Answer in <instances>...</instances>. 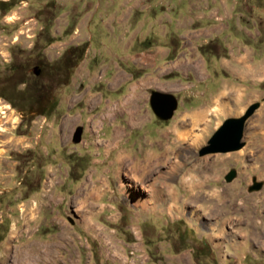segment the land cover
Here are the masks:
<instances>
[{
  "label": "rangeland",
  "instance_id": "1",
  "mask_svg": "<svg viewBox=\"0 0 264 264\" xmlns=\"http://www.w3.org/2000/svg\"><path fill=\"white\" fill-rule=\"evenodd\" d=\"M10 1L0 93L16 108L0 98V264H264V82L217 67L194 0H118L117 12L95 10L111 0ZM223 75L241 100L214 108ZM152 91L177 98L171 119L154 115ZM43 95L56 104L45 116L34 112ZM254 103L241 149L199 155ZM209 104L201 122L200 111L180 123Z\"/></svg>",
  "mask_w": 264,
  "mask_h": 264
},
{
  "label": "crops",
  "instance_id": "2",
  "mask_svg": "<svg viewBox=\"0 0 264 264\" xmlns=\"http://www.w3.org/2000/svg\"><path fill=\"white\" fill-rule=\"evenodd\" d=\"M111 1L110 7L97 3L95 10L106 7L117 12L120 8L118 0H116L117 3H114V0ZM1 2L5 3L3 7L8 10L11 1L2 0ZM25 3H27L26 6L29 5L27 1ZM128 7L130 5H126L125 8L129 9ZM138 8L139 13L146 12L148 9L146 5H139ZM6 10H0V15L1 13L3 15ZM188 10L191 13L195 11L194 18L197 20L207 17V23H209L207 38L214 42L212 58L218 61V68L226 70L242 83L250 82L256 85L264 82V0H194L188 5ZM147 41L145 39L144 43L146 44ZM218 41L223 42L222 46L225 47V50L216 43ZM192 70L195 71L194 68ZM224 76H217L216 79L220 81L221 86L219 92L214 93L211 99L210 104L214 108L219 106L221 109H225L226 105L239 104L238 102L241 100V93L238 94V89L229 84L227 76ZM157 85L162 86L158 83ZM162 88L169 90L168 86H162ZM232 97H234V101ZM210 104L197 107V109L190 107L188 110L180 112L182 114L180 123L185 125L188 122L193 125L194 122L189 121V117L200 111L208 114L212 111L208 110Z\"/></svg>",
  "mask_w": 264,
  "mask_h": 264
},
{
  "label": "water",
  "instance_id": "3",
  "mask_svg": "<svg viewBox=\"0 0 264 264\" xmlns=\"http://www.w3.org/2000/svg\"><path fill=\"white\" fill-rule=\"evenodd\" d=\"M149 104L154 115L158 119L167 121L173 117L174 112L178 107V100L173 94L152 91L150 93ZM259 106V103L251 104L241 116L225 119L210 137L207 145L199 151V155L203 156L210 153H227L241 149L244 146L241 139L243 136L245 122ZM82 132V127L76 128L72 139L74 143H80ZM235 176L236 171L232 169L224 176V178L227 182H230L235 178ZM260 186L261 183L254 182V185L250 186L249 190H257Z\"/></svg>",
  "mask_w": 264,
  "mask_h": 264
},
{
  "label": "trees",
  "instance_id": "4",
  "mask_svg": "<svg viewBox=\"0 0 264 264\" xmlns=\"http://www.w3.org/2000/svg\"><path fill=\"white\" fill-rule=\"evenodd\" d=\"M5 3L0 1V10H6L4 9ZM0 98H3L4 100L7 101L8 104H10L12 107L16 108L15 104L12 103V101L8 98H6L5 96H3L0 93ZM35 103L37 104V108L34 112L38 113L39 115H47V113H51L54 108L56 107L55 101L53 100V98L50 97H45V95L43 96H37L35 98ZM28 111L33 112L32 110H30V108H28Z\"/></svg>",
  "mask_w": 264,
  "mask_h": 264
},
{
  "label": "bare ground",
  "instance_id": "5",
  "mask_svg": "<svg viewBox=\"0 0 264 264\" xmlns=\"http://www.w3.org/2000/svg\"><path fill=\"white\" fill-rule=\"evenodd\" d=\"M7 108H9V106H7ZM3 111H4V109H3V107L0 105V114L4 113ZM200 114H201V115H200ZM200 114H198V115L200 116L199 119H198V117H199L198 115H197L198 117H196V116L194 117V118H195V119H194L195 121H199V122H201V121H202L201 117L203 118V116H207V115H205V112H201ZM203 122H205V124H206L207 121H203ZM205 124H204V125H205ZM151 170H152V169H151ZM191 178H192V182L197 181V178L195 177V175L192 174V175H191ZM193 180H194V181H193ZM184 181H185V180H184ZM190 181H191V180H190ZM186 182H187V181H186ZM189 183H190V182H189Z\"/></svg>",
  "mask_w": 264,
  "mask_h": 264
}]
</instances>
